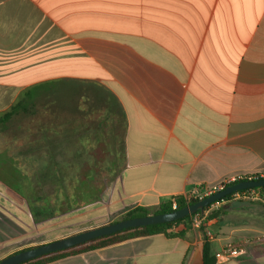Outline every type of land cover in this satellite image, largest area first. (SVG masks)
<instances>
[{
  "label": "crops",
  "instance_id": "crops-1",
  "mask_svg": "<svg viewBox=\"0 0 264 264\" xmlns=\"http://www.w3.org/2000/svg\"><path fill=\"white\" fill-rule=\"evenodd\" d=\"M45 82L81 90L84 170L97 171L89 145L108 131L101 113L99 127H91V105L106 116L113 96L123 121L121 166L97 200L87 204L88 195H70L62 200L68 209L52 206V214L35 192L33 213L26 191H13L26 201L17 203L0 174L5 256L60 239L25 244L32 227L48 221L57 225L53 230L87 231L229 176L264 173V0H0V113ZM73 131L57 137L59 145L50 137L51 147L42 152L68 170L76 153ZM37 148L29 146L19 162L40 167V152H32ZM207 229L214 260L227 243L248 240L243 257L223 264H264V243L256 240L264 235L263 205H227ZM170 234L48 264H204V231L188 220Z\"/></svg>",
  "mask_w": 264,
  "mask_h": 264
},
{
  "label": "rangeland",
  "instance_id": "rangeland-1",
  "mask_svg": "<svg viewBox=\"0 0 264 264\" xmlns=\"http://www.w3.org/2000/svg\"><path fill=\"white\" fill-rule=\"evenodd\" d=\"M71 86L74 87V85L72 84ZM69 87L70 86L66 83L52 85L50 87V91L40 99H38L35 102V105L29 109L28 113H22L14 120H12L9 124H7L6 127H4L3 125L0 126V165H2V161L5 160V163L3 164L4 166H0V174L5 177L4 180L2 179L3 181L10 182L11 185L9 186L12 189L11 193L12 195L16 196V202L18 201L17 203H25L26 201L23 198H19V196L16 195L13 191H15L17 194H22V196L23 192L26 191L29 196L30 189L36 191L37 188V191H39L38 196L40 197V205H43L47 198L53 199V194L57 190V185L55 184V182H50V180L47 179L44 180V183H41L39 186L37 185V176L41 177V175H39V170L34 168V163H28L25 167L24 164H21L19 162V159L22 157V153L26 149H28L29 146H33L34 148L38 147L32 152H37L38 154L39 151L41 153L45 151L46 148L51 147L52 139L56 141V145H59L58 141L61 142L63 139L57 137H63L67 130L72 131L73 128V133H75V136H78L75 138V145H71V142L69 141V146L65 147L70 148L71 146H74L73 148H75L76 152L78 151L79 153H81L83 151L80 143L82 132V93L81 90H72L73 88L70 87L72 88L70 89ZM98 108L99 107L97 106L91 105V127L95 125V128L99 127L97 118L101 113L104 118L102 125L108 130H106L107 133L104 134V136L102 135L101 138L93 137L91 144L89 145L90 150L93 151L92 154L94 155L98 163V180L97 182L93 183L94 186H90V181L84 179L81 181V184H79V186H76L73 189V187H71L70 179H68L70 174L67 175V179H65L66 181H63L64 187L60 191V195H62L61 197H63V199L64 197H68V195L70 194L75 196H95L99 193L100 189H108L114 182V179L118 172L117 168L121 166L122 157L119 152L121 150L123 133L122 119L119 115L112 124H108L105 120L107 117V115L105 116L106 113L103 114V112H99ZM69 119L73 121L72 128L70 124L71 121L69 122ZM45 135H48L49 138H45ZM63 144L66 145V138L63 141ZM40 153L38 155L42 156V154ZM77 168L78 170L75 171V175H78V177L82 176L83 178V174L85 173L83 163L77 165ZM47 173L48 172L46 171V174ZM90 178L91 176H88V179ZM20 179H23L24 182L26 181V184L20 182ZM40 179H42V177ZM16 183H18L20 186L15 187ZM64 202L55 204L53 207L57 206L60 212H63L68 209ZM14 209L16 210L17 208ZM123 216L124 215L118 217L113 223L121 221ZM53 223L54 222L48 221L44 224L33 226L31 229V237L25 240V244H38L40 241H42L41 238L44 239L59 237L60 239H63L83 232V230L87 229V227H83L78 230L73 229L70 232H61L58 230H53L57 227V225ZM42 226L44 227L43 230L40 229V227ZM40 245H35L34 247ZM29 248L32 247H26L22 250ZM6 254L7 253H0V260L7 257L5 256Z\"/></svg>",
  "mask_w": 264,
  "mask_h": 264
},
{
  "label": "trees",
  "instance_id": "trees-1",
  "mask_svg": "<svg viewBox=\"0 0 264 264\" xmlns=\"http://www.w3.org/2000/svg\"><path fill=\"white\" fill-rule=\"evenodd\" d=\"M55 84L58 85L59 83H57V82H45V83H42L40 85H36V86L29 88L26 91H24L20 95L18 100L10 107L9 110H7L6 112L0 113V126L3 125L4 127H6L7 124H9L12 120H14L16 117H18L22 113H28L29 109L35 105V102L38 99H40L42 96H44L46 93H48L50 91V87L52 85H55ZM109 100H110L109 101L110 103L107 106L108 109L106 110V112H107L106 122L108 124H112L115 121V119L117 118V116L120 115V118L122 119V114H121V110H120L119 106L115 103L113 96L110 95ZM45 138H49L48 135H45ZM81 141H80V143H81ZM41 154H42L41 166L39 167V165H40L39 164L36 169L39 170V172H40L39 175H41L42 179H40L41 178L40 176L39 177L37 176L36 183H38L37 185L39 186L41 183H44V180L47 179V180H50V182L51 181L55 182V184L57 185V190L53 194V199L47 198L44 202V206L42 207L43 210L52 214V211H50L52 206H54L55 204H60L63 200V197H61L62 195H60L61 194L60 191L64 187L63 181H66L65 179H67V175L70 174L68 179H70L71 187H73V189H74V187L79 186V184H81L82 176L78 177V175H75V171L78 170L77 165L82 164L83 153H79V152L75 153L74 164L69 166L70 170H68L66 168V165L64 162L52 161V163H51V156H53V154L50 155L49 153H42V152H41ZM71 166H73V168H71ZM46 171L48 172L47 174H46ZM88 176H91V178L89 180L92 183L97 182L98 172L96 170L86 169L85 173L83 174V177H85V179L88 180ZM17 186H20V185L18 184L15 187H17ZM37 190H38L37 188H36V191H34L33 189H30V193L32 195H30V193H29V196L27 195L28 204L30 205V209L32 210V213L35 210V204L33 201V198H34L33 194L35 192L38 196L39 191H37ZM23 195H24V192H23ZM70 195H72V194H70ZM70 195H68V196H70ZM92 197L93 196H88L89 199H87L85 202L87 204H89V203L94 202L98 198L97 195H95L93 198ZM30 198H32V199H30ZM196 202L197 201H194L193 203H196ZM228 205H230V204H228ZM186 206H188V205L182 199H179L177 210L182 209ZM225 206H227V205H225ZM225 206H223V207H225ZM223 207H221L218 210L213 211L208 216L206 222H204L203 229H206L208 227V222L210 220L218 217V215L221 213V210L223 209ZM172 211H174V210L171 207V203L167 202V203L160 205L156 210H150V209H146V208H135V209L129 211L128 213H126L123 216L122 220L130 219V218H136V217H144V216H149V215H154V214L168 213V212H172ZM190 216L191 215H189L185 218L179 219L177 221L171 222V223H164V224L151 225V226H147V227L130 228V229L122 230V231L114 233L112 235L99 237V238L93 239L91 241L82 243L80 245L74 246L72 248L57 251L54 253H50V254L38 257L36 259L30 260V261L22 263V264H48V263L53 262L57 259L65 258L68 256H75V255L84 254V253H87L90 251H94V250H98V249H101L104 247H108L110 245H113V244H116V243H119L122 241H126L129 239H134V238H138V237H148V236L156 235L159 233L172 235V234H170V230L174 226H178V225L183 224L184 222L188 221ZM178 235H183V232H179ZM32 248H34V247H32ZM203 262H204V264H215L214 258H212L210 256L209 243L207 241H205L204 245H203Z\"/></svg>",
  "mask_w": 264,
  "mask_h": 264
},
{
  "label": "water",
  "instance_id": "water-1",
  "mask_svg": "<svg viewBox=\"0 0 264 264\" xmlns=\"http://www.w3.org/2000/svg\"><path fill=\"white\" fill-rule=\"evenodd\" d=\"M259 187H264V179L239 182L203 200L190 204L182 209L174 210L168 213L124 219L105 226L83 231L78 234L63 239L55 240L46 244H42L34 248L21 250L0 260V264H22L50 253L72 248L74 246L80 245L82 243L91 241L99 237L112 235L122 230L171 223L179 219L185 218L198 211H203L209 205L223 199L224 197L228 196L233 192Z\"/></svg>",
  "mask_w": 264,
  "mask_h": 264
},
{
  "label": "built area",
  "instance_id": "built-area-1",
  "mask_svg": "<svg viewBox=\"0 0 264 264\" xmlns=\"http://www.w3.org/2000/svg\"><path fill=\"white\" fill-rule=\"evenodd\" d=\"M264 173L229 176L223 179L220 183L209 186L202 185L195 188L193 191L184 194L182 197H173L170 199L171 207L173 210H177L179 199H182L187 205L193 204L194 201L203 200L219 191L226 189L234 184L244 181H254L264 179ZM233 203H256L264 206V187L249 188L244 190H238L224 197L223 199L214 202L206 207L203 211H198L191 214L189 223L193 229L205 232V241L212 240L213 234L207 228L203 229L204 222H206L208 216L215 210L221 207L233 204ZM258 242L264 243V235L256 237ZM251 241H245L241 244L227 243L220 251L215 254V260L218 264H223L234 259L243 257L247 252V245Z\"/></svg>",
  "mask_w": 264,
  "mask_h": 264
}]
</instances>
